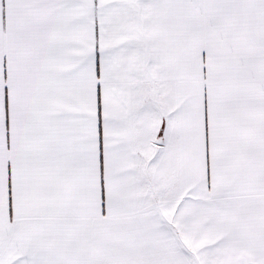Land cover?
<instances>
[{"label": "crops", "instance_id": "0c3cea01", "mask_svg": "<svg viewBox=\"0 0 264 264\" xmlns=\"http://www.w3.org/2000/svg\"><path fill=\"white\" fill-rule=\"evenodd\" d=\"M240 1L0 0V264H198L261 234Z\"/></svg>", "mask_w": 264, "mask_h": 264}, {"label": "rangeland", "instance_id": "374dc122", "mask_svg": "<svg viewBox=\"0 0 264 264\" xmlns=\"http://www.w3.org/2000/svg\"><path fill=\"white\" fill-rule=\"evenodd\" d=\"M241 35L243 50L264 86V0H241ZM259 235L242 236L247 246H198V264H264V218ZM258 239L259 242H258ZM244 242V241H243Z\"/></svg>", "mask_w": 264, "mask_h": 264}]
</instances>
